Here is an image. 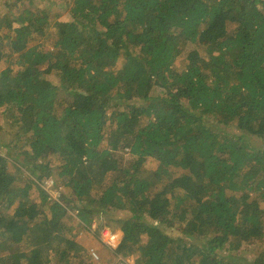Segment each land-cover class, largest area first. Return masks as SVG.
Here are the masks:
<instances>
[{
  "label": "trees",
  "instance_id": "trees-1",
  "mask_svg": "<svg viewBox=\"0 0 264 264\" xmlns=\"http://www.w3.org/2000/svg\"><path fill=\"white\" fill-rule=\"evenodd\" d=\"M19 1L0 264H92L96 222L122 232L110 263L264 264V0Z\"/></svg>",
  "mask_w": 264,
  "mask_h": 264
},
{
  "label": "rangeland",
  "instance_id": "rangeland-1",
  "mask_svg": "<svg viewBox=\"0 0 264 264\" xmlns=\"http://www.w3.org/2000/svg\"><path fill=\"white\" fill-rule=\"evenodd\" d=\"M10 1H13V0H9V2ZM25 0H20L19 1V4H20V6L22 5V3L24 2ZM60 1H62V0H46V1H43V3H49L50 5H52V6H55V5H57V4H60ZM4 4V3H3ZM25 4H26V2L22 5V6H25ZM54 8V7H53ZM0 13L2 14V16L3 15H5V14H7L8 12L7 11H2L1 9H0ZM65 14H63L61 17H65L66 18V16H64ZM60 17V18H61ZM5 33L7 32L6 30L4 31ZM3 50H6V52H7V54H6V56L7 57H11V55L13 54V52H12V50H11V43H7V44H5L4 45V47L2 48ZM3 67L1 66L0 67V72L3 70L2 69ZM2 120V118L0 117V123L2 122L1 121ZM0 155L1 156H6V149H4V148H1L0 149ZM23 172V171H22ZM21 174L22 173H20V174H17V176H21ZM23 174H24V178L25 179H34L32 176H31V174H30V172L29 171H25V172H23ZM32 177V178H31ZM38 182V181H37ZM20 185V182L19 181H17L16 182V187L17 186H19ZM42 189L49 195V196H51L52 198H57V196L60 194V193H63V192H66L62 187H58V185L57 184H55L54 182H53V180L52 179H50V180H47L43 185H42ZM126 215H124L123 213H121V214H119V215H117V217L118 218H124ZM96 224H99L100 225V223H98V222H96ZM105 225V224H104ZM101 227H107V226H101L100 225V228ZM108 228V227H107ZM95 231L97 232V228L95 229ZM92 235V234H91ZM87 236L85 235V238H84V240H83V236L81 237V239H79V242H82V241H84V245H85V247L86 248H88L89 246L88 245H92L91 244V242L90 243H88L87 241H89L90 239L89 238H86ZM87 244V245H86ZM89 248H91V247H89ZM94 249V248H93ZM94 250H96V252L100 255V258L102 259V261L105 263V264H114V262L112 261L111 263H110V260L113 258V256L101 245V243H97L96 242V245H95V249Z\"/></svg>",
  "mask_w": 264,
  "mask_h": 264
},
{
  "label": "built area",
  "instance_id": "built-area-1",
  "mask_svg": "<svg viewBox=\"0 0 264 264\" xmlns=\"http://www.w3.org/2000/svg\"><path fill=\"white\" fill-rule=\"evenodd\" d=\"M96 234L98 241L108 249H114L117 247L123 237L122 232L119 229H109L107 227H98ZM90 256L92 259V264H101L100 257L96 252L91 251ZM121 264L128 263L123 262Z\"/></svg>",
  "mask_w": 264,
  "mask_h": 264
},
{
  "label": "crops",
  "instance_id": "crops-1",
  "mask_svg": "<svg viewBox=\"0 0 264 264\" xmlns=\"http://www.w3.org/2000/svg\"><path fill=\"white\" fill-rule=\"evenodd\" d=\"M100 225L99 224H95L93 225V229L95 230L96 228H98Z\"/></svg>",
  "mask_w": 264,
  "mask_h": 264
}]
</instances>
